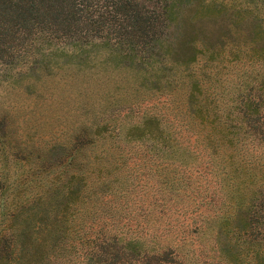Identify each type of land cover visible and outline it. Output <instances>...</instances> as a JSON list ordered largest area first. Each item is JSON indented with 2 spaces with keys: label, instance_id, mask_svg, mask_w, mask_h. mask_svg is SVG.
<instances>
[{
  "label": "rangeland",
  "instance_id": "rangeland-1",
  "mask_svg": "<svg viewBox=\"0 0 264 264\" xmlns=\"http://www.w3.org/2000/svg\"><path fill=\"white\" fill-rule=\"evenodd\" d=\"M252 23L248 16L214 53L200 51L209 40L188 21L170 33L166 41L191 35L193 45L178 43L173 55H195L179 66L192 72L183 81H172L162 51L140 64L110 44L74 55L55 37L0 66V198L16 194L19 181L23 197L46 196L61 144L72 148L87 126L94 142L78 158L89 185H110L93 194L86 219L95 208L102 227L137 231L180 264H264V140L244 129L235 105L256 68L246 56ZM192 78L201 85L194 99L214 100L215 121L190 114ZM224 132L230 142H221Z\"/></svg>",
  "mask_w": 264,
  "mask_h": 264
},
{
  "label": "trees",
  "instance_id": "trees-1",
  "mask_svg": "<svg viewBox=\"0 0 264 264\" xmlns=\"http://www.w3.org/2000/svg\"><path fill=\"white\" fill-rule=\"evenodd\" d=\"M248 16L254 27L248 33L246 56L256 68L235 105L244 129L264 140L260 114L264 105V0H0V66H9L43 37H55L63 42L57 49L69 48L74 55L110 44L116 51L126 48L140 64L153 65L154 55L162 51L167 60L161 64L174 71L172 81H183L192 72L189 68L181 71L179 66L195 61V55H184L193 45L191 35H181L180 42L166 41L170 33L188 21L193 31L209 40L198 47L200 51L214 53V46L222 47L223 39L234 34ZM213 38L218 41H210ZM178 43L187 48L173 57L182 48ZM191 81L190 114L215 121L219 117L214 100L194 99L201 85L197 78ZM86 128L74 134L72 148L61 144L55 163L60 169L46 196L23 197V181H19L16 194L0 198V264H180L166 246H150L147 236L137 231L127 234L102 227L93 218L95 208L86 219L87 210L93 208V194L110 185L104 179L89 185L86 178V163L78 158L86 143L94 142ZM219 135L221 142L231 141L229 133ZM0 187H7L1 176ZM75 247L83 249L78 256ZM225 253L230 261L232 252L227 249Z\"/></svg>",
  "mask_w": 264,
  "mask_h": 264
}]
</instances>
